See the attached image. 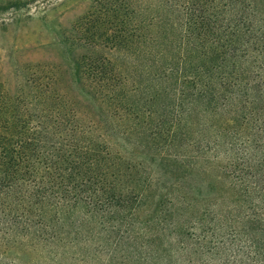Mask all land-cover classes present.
I'll use <instances>...</instances> for the list:
<instances>
[{"label":"trees","instance_id":"16d2710c","mask_svg":"<svg viewBox=\"0 0 264 264\" xmlns=\"http://www.w3.org/2000/svg\"><path fill=\"white\" fill-rule=\"evenodd\" d=\"M155 3V17L191 24L196 46L187 53L182 42L176 61L180 32L172 26L170 38L157 25L153 66L181 71L178 91L193 106L180 116L195 128L134 122L166 178L110 150L89 124L65 128L79 117L46 107L30 126L0 96V264H264V0Z\"/></svg>","mask_w":264,"mask_h":264},{"label":"rangeland","instance_id":"374dc122","mask_svg":"<svg viewBox=\"0 0 264 264\" xmlns=\"http://www.w3.org/2000/svg\"><path fill=\"white\" fill-rule=\"evenodd\" d=\"M154 3L155 0H0V96L9 98L11 106L16 102L17 109L31 119L30 126L36 112L48 114L46 107L51 114L79 117L82 123L63 120V125L69 122L65 128L81 129L89 124L96 134H104L110 150L128 161L144 164L158 178H166L167 171L162 167L165 162L144 142H136L138 126L134 122L149 117L154 126L160 122L159 127L168 128L170 134L175 129L189 133L195 128H185L180 116L191 104L190 97L178 91L181 71L175 76L174 69L158 72V66H153L152 46L160 40L154 41L155 31L159 34L164 28L170 38L172 26L176 28L172 32H180L172 49L176 61L185 55L182 42L188 41L187 53L196 46L195 34L187 37L194 32L191 24L176 16L155 17ZM141 84L149 91L161 85L155 90L166 94L146 96ZM173 86L179 92L177 96L169 91ZM90 89L114 95L111 99L98 95V100L92 102ZM193 103L196 105V101ZM90 116L95 120L93 124L88 120ZM161 118L164 121H159ZM193 121H198L196 114ZM191 175L197 182H209V175Z\"/></svg>","mask_w":264,"mask_h":264}]
</instances>
